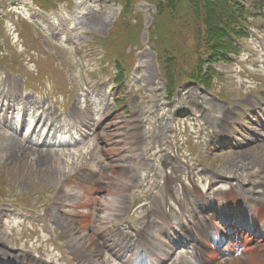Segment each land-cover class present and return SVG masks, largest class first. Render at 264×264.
I'll return each instance as SVG.
<instances>
[{
	"label": "rangeland",
	"instance_id": "obj_1",
	"mask_svg": "<svg viewBox=\"0 0 264 264\" xmlns=\"http://www.w3.org/2000/svg\"><path fill=\"white\" fill-rule=\"evenodd\" d=\"M78 1L79 3L74 7H61L59 10L45 14L37 10L30 0H0V14L4 17V21L1 20L3 22L1 27L9 29L13 39V43L9 42L6 48L8 61L11 64L15 63L24 75L22 79L21 72L13 73V81L21 83L24 80L31 85L36 82L37 86L45 94H50L54 100H63L65 95L59 94L66 92L65 85L74 86L78 94L80 87H84L85 92L81 91V97L84 100L87 97L94 100L97 118V133L94 139L100 144L96 157L90 165L95 171H86L81 177V180L85 181L81 189L86 194V200L82 205L85 208L83 213L85 215L93 213L85 219L82 218L87 221L85 226L77 231L76 227L85 222L80 220L72 223L68 237L57 239L56 245H52V242L45 239L43 232L46 231L48 234L50 230H57L58 226H61L62 215L59 208H63L62 202L66 197L46 189L47 186L44 187L43 181L44 179L54 182L67 180L69 174L74 172V167L84 160V145L81 147L79 144H68L72 142L71 137H68L63 144L59 141L58 145L45 146L19 138L17 131L11 126V121L3 122L0 110V123L3 124L0 127V175L6 172L1 179L11 181L8 185L12 197L26 198L30 189H38L37 191L46 189L45 198H49L45 205H40L41 213L43 215L46 213L45 218H47L43 224L38 222L22 204L0 194V232L4 234L6 244L11 245L13 242L16 246L34 251L42 260H55L56 264H73L68 257L71 251L76 253L75 258L81 261L79 264H90L93 257L84 256L86 253L79 247L82 243L86 244L87 239L89 243L93 242L96 234H100L104 242L102 256L109 264H122V258L118 259L116 251L109 246L116 240L114 223L129 210H133L132 199L135 202L137 200L135 190L125 185L128 179H135L134 184L140 182L138 176L141 173L140 164L143 159L138 158L137 154L148 151L153 146L154 155L158 156L161 148L167 149L169 142L177 143L179 139L187 142L186 146L191 152L202 150L200 157L204 154L206 158H203V161L209 160V165L206 169L201 165L202 170L193 168L191 171H185L179 169L180 161L162 151L159 156L165 157L172 164L170 172L176 168L173 174L178 181L189 177L197 180L205 189L206 179L210 176L208 168L214 170L213 166H216L217 171L228 176H233L234 171L241 172L247 177H252L253 181H261L257 187L251 184V187L246 188L245 193L250 200L256 201L254 198L256 197L263 205L264 127L259 125L258 118L247 119L245 124L249 127L244 126L240 131L243 141L236 139L238 142L235 140V143L225 150H220L219 146L227 145V135L230 133L221 135L219 131L222 130L221 126L227 119L228 104L240 113V107L244 103L254 106L258 103L260 93H264V68L257 71V78L252 77L248 70L250 69L249 54L254 53L258 57H263L264 51L258 49L248 51L253 48L249 46L241 59L221 68L226 72V76L219 78L211 91L196 85L181 88L178 96L172 101L169 114L168 111H164L167 108L162 109L164 101H160L158 97L161 91L157 86L160 78L159 68L156 63V53L148 42L146 31L143 34L145 47L137 52L140 67L133 72V77L143 81L135 83L134 80L138 79H129V85L116 96L110 86L114 73L101 72L98 77H93L102 66L101 60L104 54L100 44L93 42V35H106L120 8L109 0ZM137 9L145 13V23L148 26L151 22L152 7L141 3ZM21 16L33 20L35 24L37 20V26L33 29L26 28L27 32L18 31L22 29ZM67 23L80 25V31L75 33L76 37L71 43L67 42L63 34V27ZM35 37L39 38L41 46H34ZM261 41L264 43V35ZM31 73H39L35 82L29 77ZM0 81L9 82V78L0 72ZM251 86H255L257 90L251 89ZM0 95L2 96V92ZM108 95L112 97L110 102ZM115 97L125 98L124 102L130 104V111L135 120L134 131L126 130L128 126L126 112L118 109L113 113L114 106L111 103L114 102ZM63 108L68 111L70 119L62 120L61 123L64 130H69L70 133L78 124L76 116L72 113L75 107L69 105ZM177 114L181 115L177 117ZM173 121L177 122L176 126L172 125ZM28 134L29 132L26 133ZM59 135V137L63 136L64 132H59ZM245 138L251 141L248 142ZM133 141L135 144H132ZM36 142H39V139ZM212 144L215 146L211 147ZM192 166L195 167V164L191 163ZM195 172L197 176H194ZM182 173L186 175L182 177ZM76 177L77 175H74L69 179L75 181ZM167 178V183L171 184L170 177ZM36 179L40 181L42 188H36L37 182L31 184V181ZM222 182L228 185L234 180L223 178ZM96 183L97 188L94 186ZM74 184L80 186L76 182ZM255 189L259 190L258 194L254 193ZM155 191H158L157 194L148 199L157 198L162 206H165L164 188L158 186ZM8 200L14 201L10 203ZM194 208L199 206L195 205ZM56 212L58 226L50 222L55 219ZM146 212V209L142 210V214ZM104 214L108 216L104 218ZM145 218L142 221L148 223L147 216ZM86 232L90 235L85 236ZM251 236L247 235L244 248L254 247L253 244L248 243ZM259 255L264 264V252L261 251ZM60 256L67 257L60 262ZM234 257L235 254L230 256L232 263L236 264Z\"/></svg>",
	"mask_w": 264,
	"mask_h": 264
},
{
	"label": "trees",
	"instance_id": "obj_2",
	"mask_svg": "<svg viewBox=\"0 0 264 264\" xmlns=\"http://www.w3.org/2000/svg\"><path fill=\"white\" fill-rule=\"evenodd\" d=\"M205 2H208V0H204Z\"/></svg>",
	"mask_w": 264,
	"mask_h": 264
}]
</instances>
